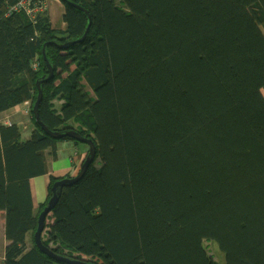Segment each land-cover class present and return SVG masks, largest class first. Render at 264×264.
<instances>
[{
  "label": "trees",
  "instance_id": "16d2710c",
  "mask_svg": "<svg viewBox=\"0 0 264 264\" xmlns=\"http://www.w3.org/2000/svg\"><path fill=\"white\" fill-rule=\"evenodd\" d=\"M19 1L0 0V113L30 101L35 126L24 139L0 124V264H68L35 242L30 180L57 141L83 143L34 115L45 44L40 118L97 154L44 244L97 264H218L214 241L225 264H264V0H72L91 15L80 42L83 9L61 0L59 30L48 12H10Z\"/></svg>",
  "mask_w": 264,
  "mask_h": 264
},
{
  "label": "water",
  "instance_id": "95a60500",
  "mask_svg": "<svg viewBox=\"0 0 264 264\" xmlns=\"http://www.w3.org/2000/svg\"><path fill=\"white\" fill-rule=\"evenodd\" d=\"M66 2L83 9L89 18V24L87 26V29H86L84 35L81 38L76 40V42L83 41L87 37L89 29L91 27V15L87 9L81 7L76 2H74L72 0H66ZM46 45L47 44H45V46H44L43 52H44V57H45L48 65H49L50 73H49V76L43 77L40 81H38L39 90H38L37 100H36L34 107H33L34 115L37 119V122L42 126V128L45 130V132L47 134H49L50 136H52L54 138H62V137H66V136L75 138L81 142L86 143L89 146V151H88L87 157L85 158V161L83 162V165L80 169V172L76 176L71 177L72 179L71 178H65V177H63L62 179H57L56 182H54V184L52 185L53 194L50 197V199L48 200L45 208L41 211V213L39 215V221H38L39 225H38V228L35 232V242H36L38 248L42 252H44L45 254H47L48 256H50L51 258H53L59 262H65L68 264H97L93 261L91 262L88 260L73 258V257H69L67 255L59 254V253L53 251L52 249H50L48 246H46L44 244L43 238H42V235H43L44 229L46 227V223H47V217L52 212V210L55 208L56 204L58 203L63 187L67 186V185H73L76 182H78L83 177V175L85 174L89 165L95 160L96 154H97L96 146H95V143L93 142L92 139L87 138V137H83L76 130L75 131L74 130H68L65 132L64 131H52L43 123V121L40 118V104L42 102L43 95H44L41 84L43 81L50 80L54 76V68L48 62V59L46 56Z\"/></svg>",
  "mask_w": 264,
  "mask_h": 264
},
{
  "label": "rangeland",
  "instance_id": "374dc122",
  "mask_svg": "<svg viewBox=\"0 0 264 264\" xmlns=\"http://www.w3.org/2000/svg\"><path fill=\"white\" fill-rule=\"evenodd\" d=\"M59 2H62V1L60 0ZM52 9L54 11V16H55L56 15L55 8L53 7ZM47 12H48V10H47ZM48 14H49V12H48ZM31 19H33V18H31ZM63 20L64 19L62 17L61 18L59 17V23L63 22ZM54 21H55V28L54 29L62 30V28H60V26H58L59 25L58 22H56V20H54ZM65 75L66 74H64V76ZM48 76H49V74H48ZM56 82L58 83V80ZM84 83H85V81H84ZM56 105L58 107H60L61 102H58L57 101L56 102ZM13 108H15V107H13ZM6 122H8L9 124L6 123ZM14 123H17L22 128V130L24 131V137H25L24 139H27V138H29L31 136L30 133H31L32 129L34 128L35 124H34L32 112L31 111H26L25 105L24 106H21V107H17V108H15L13 110L11 108L9 110H6V111L0 113V124H8V125H10V124H14ZM83 137H85V136H83ZM70 138H72V137H70ZM57 143H58L57 146L60 149L58 154H59V156L61 158L68 159L70 157V155L75 156L76 151H74V149H73V147H74V143L73 142L67 141V140L66 141L60 140V141H57ZM83 143H80L78 146L80 147V150L84 153L85 158H86L87 157V154H88V151H89V148H88V145L86 143L85 144H83ZM64 144L66 146H68L65 149H63V145ZM58 154H57V156H58ZM47 157H48L49 160L52 159V156L50 154V150H47ZM82 165H83V161H81L79 163L77 169L74 171V173L76 175L79 172V170L81 169ZM61 176H65V174L64 175H61ZM61 176H55V177L58 179ZM36 180L39 181V182H44V179L43 178H38L37 177ZM47 180H49V184H50L51 183V179L48 177ZM48 193H49V191H48ZM48 197H49V195H47V198ZM44 203H45V201L43 203H41L40 206H42V204H44ZM40 206L37 209V212H40L41 213V207ZM2 219H3V224L5 225V215H4V212L3 211H0V220L2 221ZM52 221H53V219L50 217L49 220H48V223H52ZM3 242L4 243H2V241H0V248L1 249H3V247H4L3 244H5L6 240H4ZM207 242H210V243H212L214 245V246H211V251L213 250L214 256H215L218 264H225V255L219 249L217 243L214 242V241H207ZM1 255H3V253ZM90 260L91 259H89V261Z\"/></svg>",
  "mask_w": 264,
  "mask_h": 264
},
{
  "label": "crops",
  "instance_id": "0c3cea01",
  "mask_svg": "<svg viewBox=\"0 0 264 264\" xmlns=\"http://www.w3.org/2000/svg\"><path fill=\"white\" fill-rule=\"evenodd\" d=\"M60 0H49L48 2V12L50 14V17H51V22H52V25H54L53 27H55V21L58 22V26H60V28L64 29L66 27V23L64 22H61L59 23V17L63 18V14L65 12V6L62 2H59ZM55 8V12H56V15L54 16V11L52 8ZM54 16V17H53ZM25 105V102L20 104L19 106H16L15 108L17 107H21V106H24ZM15 108H12L15 109ZM8 123V122H6ZM9 124V123H8ZM68 146H66L65 144L63 145V149L67 148ZM74 151H76V154L75 156L73 155H70V157L68 159L66 158H61L58 154L57 158H53L51 160L47 159V162H48V173L45 174V175H41L40 176H37L38 178H43L44 179V182H39L37 181V177H34L30 180V185H31V191H32V197H33V205H34V208L35 209H38V207L40 206L41 203H43L44 201H46L45 199L47 198V195H48V188H49V180L48 177L50 178L51 176H61V175H64L66 173H69V172H74L79 163L81 161L84 160L85 158V155L84 153L80 150V147H76L74 146L73 147ZM59 148H58V153H59ZM38 190L40 191V196L39 198L36 199V193H35V190ZM1 222V221H0ZM4 233V235H3ZM6 240L4 247L3 249L0 248V258L3 259V256H4V253H5V248L8 244V241L5 237V229H4V232L0 231V241H2V243H4L3 241ZM3 253V255H1Z\"/></svg>",
  "mask_w": 264,
  "mask_h": 264
},
{
  "label": "built area",
  "instance_id": "2783aa9c",
  "mask_svg": "<svg viewBox=\"0 0 264 264\" xmlns=\"http://www.w3.org/2000/svg\"><path fill=\"white\" fill-rule=\"evenodd\" d=\"M48 2L49 0H20L17 4L11 7L10 12L12 11L24 12L25 11L27 14L30 15V18H36L37 12H41V13L47 12ZM38 3H40V5ZM30 104H31L30 101H27L25 103L26 111H29ZM0 260L2 259L0 258Z\"/></svg>",
  "mask_w": 264,
  "mask_h": 264
},
{
  "label": "bare ground",
  "instance_id": "6f19581e",
  "mask_svg": "<svg viewBox=\"0 0 264 264\" xmlns=\"http://www.w3.org/2000/svg\"><path fill=\"white\" fill-rule=\"evenodd\" d=\"M88 148H89V146H88ZM45 156H46V159H48V157H47V150H45ZM48 166H49V165H48V162H47V168H48ZM48 171H49V169H48ZM79 172H80V170H79ZM79 172H78V173H79ZM69 173H70V172H69ZM78 173H77V174H78ZM67 174H68V173H66L65 176H61L60 179H62L63 177H65V178H71V177H73V176H71V177H67ZM53 176H54V175H53ZM71 179H72V178H71ZM35 193H36V194H35V195H36V196H35L36 199L39 198V196H40V191H38V190L36 189V190H35ZM0 221H1V220H0ZM4 229H5V225L3 224V219H2V221L0 222V231L2 232V231H4ZM3 235H4V233H3Z\"/></svg>",
  "mask_w": 264,
  "mask_h": 264
}]
</instances>
